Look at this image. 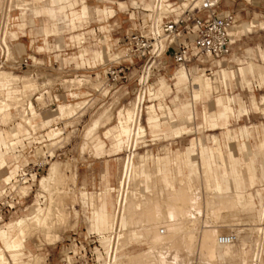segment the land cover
<instances>
[{
  "label": "rangeland",
  "instance_id": "1",
  "mask_svg": "<svg viewBox=\"0 0 264 264\" xmlns=\"http://www.w3.org/2000/svg\"><path fill=\"white\" fill-rule=\"evenodd\" d=\"M6 1L7 0H0V12L3 8V4L6 3ZM13 1L15 3L17 0ZM118 1H122L125 6L121 9L118 8ZM131 1L132 0H85V4L90 10L96 6H110L116 10L115 15L113 17L104 18L102 16L98 17L90 11L89 17L87 18V22L84 26H78L75 29L67 30L60 36L55 34L48 35L46 41L49 49L45 48V36L41 33L36 35V30L40 25L39 19L43 20V15L31 22L29 11L20 14V10L15 9L10 13L11 17L9 19L11 21L13 17L12 21L14 24L25 23V28L22 30L24 34H19L18 40H11L9 44L14 55L29 56L33 63L32 67L30 66L27 69L14 71V73L23 76L25 81L22 82L30 81L34 83L33 87L23 89V93L28 96L26 98L31 101L36 112V115L32 120V123L35 124L36 127L35 129L32 128L20 118V113H23L22 105L18 106L17 110H11L12 116L8 118L6 124H3L0 120V137L2 136L4 129L12 130L18 122L23 126V130H27L28 132L27 133L25 131L26 133H21L22 135L19 134L14 140L15 143L10 145L9 148L0 146V155L7 159V165L0 168V175L4 176L5 179L15 178L17 169H14L9 176L6 177V175H8L7 172L9 170L18 164L20 167L23 165L29 169L26 171L27 175L24 176L27 181L25 183L19 184L27 185L23 187L27 188L28 192L21 194L23 196L20 198L14 194H7V196L3 198L0 203V207L6 203H13L14 205V208L10 211V213L7 214L2 221H0V249H2L3 243L14 233L13 227L8 228L11 222L20 217L29 216L33 214L37 208L48 205L50 194L51 197L54 198L53 207L55 206L56 208L60 209L63 213V216L65 215L61 220L54 219L58 218L54 217V215L53 217L51 216L54 221L49 219L50 222L52 221V223H54V227L58 226L56 228L57 230L53 229L54 227H52V232L55 231L57 234V237L55 238L56 240H47L43 231L40 229H36V232L35 230L32 231V233L27 235V239L25 238V249L11 254L6 252L8 257L9 255H14L15 257H9L11 264H35V262L39 260L41 264H59L62 258L68 254L66 251L69 245V240H71L73 236V232L81 239L84 236L86 237L90 234V238L87 236V240L96 239L95 242L91 243V247L93 245H98L99 242H102L106 249L107 255L109 254L108 257H110L112 253L108 246L107 239L105 240L101 238V234L96 235V231L90 227L89 216L92 214V212H94L93 216H95V219H102L104 224V231L102 233L108 236L105 229L106 219L104 215V202L99 201L98 198L95 197L97 195L104 196V192L106 190L112 191V193L105 194V196L107 197L109 195V197H107L109 199L112 197L113 207L117 211L116 215L121 216L122 211L120 209L119 203H115V194H117L116 189L119 190V174H121L123 171V168L125 167L124 165L127 164L128 159L133 160V168L139 164L141 171L144 168L146 169L144 176L141 178V181L138 184L139 188L137 187L133 177L131 178L130 187L138 189V191H141L143 194H151L149 191H152V194L150 195L152 198L149 197L151 202L148 204L149 206L151 205V210L137 212L141 219L146 220L147 218V220H149L152 217L151 221L153 222L155 221V214L157 213L156 209L162 207L163 209L161 208V210L168 211V205H174L175 203V205L180 206L182 209H184L183 206H185L187 211H183L186 212V214L188 213L187 215L190 214V216H194L195 219L198 218V221L196 220L197 223L195 222L196 225L194 226L197 228H195L194 231L198 233H196L197 235L195 234L193 237L194 239L197 236V239L195 238L193 240L194 250L192 249L193 252L191 251V254L193 253L192 256H195L196 253L197 255L199 254V247L197 245L199 242L198 235L200 229L203 228V226L206 228L207 226H211L212 228L210 227V230H212L215 235H219L228 231L237 232L238 237L244 235L247 237L249 235L248 238L250 237L249 239L251 241H253L254 238L256 240L258 239V234L256 233L257 231L255 232V226H264V222L258 220V215L261 212L264 201L263 180L261 181V186L256 183L254 187L250 189L251 192H253L251 197L253 199L252 201L249 202L246 200L243 203L244 205H238L235 207V209L234 207L232 209L229 208V204H227V208H225L226 211L224 210L225 212L223 211V213L221 215L219 214V216L218 213L215 215L216 213L214 211L209 210V207H207L208 203H204L203 201V198L207 197L205 196L206 193L204 191L205 188L203 185L210 183L211 189L216 191L213 189V179L215 176H220L223 171V167L220 166L219 157L216 154V144H214H218V141L217 139L216 141L212 140L210 135L214 133L218 136L221 143L224 141L225 129L221 126L223 122L219 120V124L215 126L217 127L216 129H213L214 127H211L209 124L208 114H212L219 109L215 105L214 96L218 94L230 95L234 99L235 106L240 103L247 109V113H241L240 115L238 112H235V116L229 117V122H226V124H228L227 127L230 130H234L232 135L235 137L238 136L240 140L243 139L245 143L246 147L244 148L242 155H240V159L242 161L243 159L253 158V153L257 150V147H262L260 142H264L263 139L259 140L262 137L264 128V101L261 100V97H264V83L260 82L256 74H248L244 78L235 76L234 78H228V80H226V84L220 80H217L215 84H208L206 89L215 86L213 93L211 92L212 95L209 94L211 95L210 97L207 96L205 92H203L200 96H196L192 94V87L191 84H189L191 78L197 74L199 75V73L201 74L203 71L202 73H205L207 77H214L218 79L219 73L216 72L217 74H215L214 72L217 69V66L214 64L211 66L210 71L205 72L204 69L199 68V66L195 65V63H192L185 67L187 73L180 75L176 73V70L179 69V66L173 62L170 55L166 54L163 57L161 69L159 71L150 73L148 81L145 85L139 84L138 78L141 75L142 61L133 59L132 62H129L126 57H124L125 48L122 43L125 34L135 31L139 27L138 20L133 18V16L137 18L138 12L136 11L137 9H133L130 6ZM145 1L148 2L149 0ZM166 1V5L171 3L169 0ZM41 3H44V1ZM180 3L181 0L176 1V5ZM76 7L79 8L80 4H78ZM177 11L179 12V10ZM218 13L220 15L225 13L233 14L236 20V25L242 22L253 23L255 25L245 33H242L238 36L233 35L235 42L232 45L230 54L227 56V60L225 61L226 63L222 66L235 69L236 67L244 64L247 60L264 66V61L260 55L264 50V0H219ZM16 16L17 18H14ZM258 23L261 24L259 25ZM232 29L233 28H231V31ZM14 30H16L15 25L10 31L13 32ZM79 32H85V41L82 39L81 42L77 43L69 39L71 34ZM57 44L60 45L59 48L56 46ZM38 46L43 48L39 50ZM252 46L256 47V51L251 50ZM83 48L88 49L89 52L93 50H101L103 54H100V52H94V60H86L88 56H85V64H82L80 60L71 58V56L77 54ZM103 59L104 63L100 64ZM104 64H106V66L119 65L123 67L124 77H121L116 82L108 83V93L103 99L100 98L99 95H95L93 93L92 99L88 100L89 97L87 94L90 91L89 88H97V86H99L98 82L100 80V76L102 75L101 72L103 68L106 67L103 66ZM92 65L96 66L92 67ZM65 79L70 81V85L68 84L69 82L64 84V82H67ZM79 79H82L80 81L83 83H79L77 81ZM74 80L76 81L74 82ZM22 82L3 81L0 83V95L2 94L4 99L11 100L14 97V92L16 94L21 90ZM176 85L181 86L176 87ZM41 93L43 94L41 95ZM82 93L84 94L82 95ZM140 93L144 94V102L142 105L143 112L139 120V130H136V133L133 136L135 138L129 141V145L132 143L131 148H129V145H127L125 142L126 131L119 130L118 128L117 120L121 117V115L117 111H120L121 108L123 109L124 107L130 105V101H132ZM38 96L40 97L37 99ZM49 96H56L58 100L55 101L54 104H50L48 101ZM184 100L190 101L192 104V109L196 112V115L192 116V122H190V114L188 113L190 104ZM77 102H82L81 106H76L75 104L73 105V103L77 104ZM64 103H71V110L72 108L74 110L71 111L69 109L71 115H66L63 118H59L55 115L54 109L58 104ZM80 103H78V105H80ZM151 103L156 104V107L154 108L153 115L148 116L145 113V106ZM172 103H174V109L179 108L184 110L183 112H186L185 115L180 116L174 114L175 117L179 116L177 117V120L180 121V125L182 126L176 130L180 131L183 129H189V131L181 133L182 136L180 137H170V134L172 133L171 130L178 127L176 122L169 123L173 116H163L165 113H159L165 112L167 110V105L172 108ZM158 104H162V107L165 110L163 108V111L161 108L158 109ZM74 106L76 107L74 108ZM103 111L105 112L100 119L98 127L94 129L90 136L86 137V132L91 127L93 120L100 116ZM198 112H201V117L199 116ZM179 114H182V112ZM27 116L31 117L29 110L27 112ZM145 116L149 122H152L153 120L157 122V128L154 132L149 127V123H147ZM49 118H54L49 125L40 124L42 120ZM186 124H188L190 127L186 126ZM219 125L221 127H219ZM243 127H247V130H243V132L245 131V135L242 136L240 135V131H242ZM49 129H51L52 132ZM57 129L59 132L56 131ZM243 132H241V134ZM46 133L49 134L46 135ZM55 133L56 135H53ZM49 135L50 137H47ZM193 137H201L202 139L198 140L199 143H204L207 146L208 153L214 152L213 158H210L209 154L206 155V163L204 166L201 164V155L197 152L199 146L196 145L193 140L190 141V139ZM190 142L193 143L190 145L192 147L190 150H187L186 147ZM96 143H101L103 147L102 154H97L94 148ZM218 145L220 147V143ZM229 146L234 153L238 152V140L237 142H230ZM222 151L223 156L226 158L227 148L224 145H222ZM188 158L191 162L189 164H185V159ZM53 162L57 164L60 163V170L61 173H63V175L61 174L62 177L60 174L55 175L52 180L49 179L47 186L46 182L44 185H41V179L44 176L46 177V175H49V168L50 165L54 164ZM256 162H258L259 165L261 164L257 157ZM176 163H178L181 167L180 173L178 172L177 175L184 179L182 183L185 187L183 184L181 187V189H184L182 190V192H185L184 196L187 193L186 187L188 185L189 187L192 186L190 188L194 189H191L192 192H195L192 196L194 199H192V197L191 200L188 198V200L192 202L187 201L184 197L183 199H185V201L182 200L181 202L180 198L178 197L179 195L176 193L177 191L173 190L170 191L172 193L168 192L171 188L167 187L166 185L168 180L167 178V180L164 182V175L168 174L166 170L169 167L172 168V172H176ZM260 169L261 177L263 179L264 172L262 165H260ZM154 172L155 176H153ZM53 179L54 183H52ZM155 179H159L157 180V183L163 185L164 190L166 189L164 194L162 191H158V189L156 191V188H152L155 184ZM59 180L62 182H58ZM2 183L3 180H0V187ZM159 184H157V186ZM52 185L54 187L58 186L59 188L56 187L57 191L59 189L61 192L54 190L55 188ZM47 187H49V189ZM175 187H177V184H175ZM49 190H51V193H49ZM52 191L55 193H52ZM174 192L176 193L175 195ZM38 193L40 195H38ZM88 194H91L90 198ZM170 194H172V196ZM188 195L189 194L187 193V196ZM157 196L159 198H157ZM176 196L182 204L179 203V201H176ZM166 197H171V200L166 199ZM258 198H260V202ZM90 200H93L95 204ZM170 201L171 203L174 201L175 202L174 204H171ZM248 202L251 203V208H249V204H247ZM54 203L56 204L54 205ZM155 203L157 204L158 208L154 206ZM174 213L176 212L174 211ZM254 218L255 220L253 222ZM55 222L60 223H58L59 225L57 224L56 226ZM155 224L152 226L154 232L156 231V228L163 229V227H165L164 223ZM247 225L249 226L247 227ZM165 231H167V228H165ZM250 240L248 242L249 246H246V255L243 258L242 264H249L251 257H253L255 254V249L251 247L252 245ZM142 242L143 243H133L122 247V250L119 251V255L123 256V254H134L143 249H147V244L145 241ZM236 246L238 249L239 244ZM195 248L198 250L196 251ZM263 248L264 243L262 247L261 264H264ZM160 250L162 255L167 258L165 259L166 263H168V259H170L169 262L171 264L183 263L181 257L175 258L174 256L169 255L172 251V248ZM165 251L167 252L163 253ZM32 254L34 256L37 254L40 255H37L39 258L35 256L38 260H36L35 257V259H31ZM197 255L194 257L195 262L199 260V255ZM41 257L42 259H40ZM32 261L34 263H32ZM39 262L37 263L39 264ZM158 262L160 261L157 259L155 264ZM83 263L84 262L81 264ZM227 263L228 262L225 264Z\"/></svg>",
  "mask_w": 264,
  "mask_h": 264
},
{
  "label": "bare ground",
  "instance_id": "2",
  "mask_svg": "<svg viewBox=\"0 0 264 264\" xmlns=\"http://www.w3.org/2000/svg\"><path fill=\"white\" fill-rule=\"evenodd\" d=\"M7 1H8V7H9L8 10L9 11L4 13V15H5V19L9 20V14L12 11V10L10 11V7H11L10 4L12 3L13 0H7ZM166 2H167L166 0H157L156 4H153L151 10H156L158 8H159L160 11L170 10L169 7L171 6V4H169L168 7L163 5ZM185 4L186 3L184 1L182 2V0H181L180 5H185ZM8 31H9V29H8ZM186 71L187 70H186L185 66H179V69L176 70V73L181 75V74L187 73ZM202 72H201V74L199 73V75L197 74L196 76L191 78V80L189 81L190 82L189 84H191V87H192V94L196 95V96H200L203 93V90L206 89V86L208 84H215V82L217 81L216 78L207 77L206 74L202 73ZM65 80L67 82H64V84L69 82L68 84L70 85V81L67 80V79H65ZM80 80H82V79H79L77 81L80 83V82H82ZM3 81H7V82L20 81V82H22V81H25V80H24L22 75L15 74L14 72H9V71L6 72L4 70H0V83H2ZM75 81L76 80H74V82ZM33 86H34L33 82H30V81L22 82L21 90L18 91L16 94L14 92V94H13L14 97L12 99L10 98L11 100L4 99V96H2V94L0 95V97H2V98H0V120H1V122L3 124H6L7 121H8V118L12 116L11 110L12 109H16L17 110L18 106L22 105L23 106V113H20V118L23 119L24 122L29 124L32 128L35 129L36 125L32 123V120L35 117L36 112L34 110V107H33L32 103H31V101L26 98L28 96L23 93V89H26L28 87L31 88ZM78 86H82V85H78ZM16 90H17V88H16ZM83 94L84 93H82V95ZM39 97L40 96H38L37 99ZM130 102H131L130 105L124 107L123 109L121 108L120 111H117L121 115V117L117 120L118 128H119V130H122V131L125 130L126 131V141L125 142L127 143V145H129V141L131 139L135 138L133 136L135 135L136 130H139V120H140V118L142 116V112H143V106L142 105H143V102H144V94H142V93L138 94ZM78 103H80V102H77V104L73 103V105L75 104L76 106H81L82 102L80 103V105H78ZM71 106H72L71 103L58 104L56 106V108L54 109L55 110V115L57 117H59V118H63L66 115L67 116L71 115L70 114L71 112L69 111V109L71 110ZM76 106H74V108ZM155 107H156V104H152V103L146 105L145 106V113L148 116H152ZM157 107H158V109L161 108V110L163 108L162 104H158ZM227 109H228V113L231 116H234V109H233L231 104L228 105ZM28 110H29V112L31 114V117L27 116ZM73 110L74 109L72 108L71 111H73ZM105 111H103L101 115L99 114L100 116H98L96 119L93 120L91 127L86 132V137L90 136L92 134V132L94 131V129L98 127V125L100 123V119L104 115ZM108 112H109V110H108ZM203 117H204V115H203ZM53 119L54 118H49V119H46V120H42L40 122V124L41 125H49ZM22 127L23 126L18 122V123H16L15 127L12 130H5L4 129L3 133H2V136L0 137V146H3L4 148H9L10 145H13L15 143L14 142L15 138L19 134H21V133L23 134L25 131L27 132V130H23ZM52 129H54V128H52ZM49 130L52 132L51 129H49ZM186 130H189V129H186ZM56 131H58V129ZM60 132H61V130H60ZM48 134L46 133V135H48ZM94 134H95V132H94ZM53 135H56V133L53 134ZM47 137H50V135L47 136ZM132 141H134V140H132ZM131 144L129 145V148H131V146H132ZM254 153L259 158V160L261 162L260 165H262L263 172H264V147L263 148L262 147H260V148L257 147V150ZM149 157H148V159H149ZM150 158H152V157H150ZM152 159H150V160H152ZM158 159H156V160H158ZM53 163L54 164L51 163L52 165H50L49 175H46V177L44 176L41 179V185L42 184L44 185L45 182H46V186H47V182H49V179L52 180V178L55 175H58V174H60V176H61V174L63 175V173H61V170H60V166H61L60 163L59 164H57L55 162H53ZM5 165H7L6 158L3 157L2 155H0V168L4 167ZM156 165H157V161H156ZM124 166L125 167L123 168V171L121 172V174H119L120 176L118 175L119 176V178H118L119 179V181H118L119 182L118 183L119 184L118 185L119 186V190L116 189L117 194H115V203H117V204L119 203L120 209L122 211L121 212L122 213L121 216L120 215H118V216L116 215L117 211L113 207L112 197H111V199H109V198H107V197H109V195L107 197L105 196V194L112 193V191L106 190L104 192V196H99V195L96 196V195H94V196H96L95 198H98L99 201H103L104 202L103 204H104V208L105 209L104 208L103 209H104V215H105V219H106L105 229H106V233L108 234V236H106L103 233H101L100 237L105 239V240L107 239L108 246L111 249V253L112 254L109 252L111 255L109 257V263L108 264H155L157 259L160 261L157 264H168V263H170L169 262L170 259H168V263H166L165 259H167V258L164 255H162V253L160 252L161 251L160 249L167 250V249H171V248H172V251L170 252L169 255L170 256H174L175 258L176 257H181L182 258L181 260H183L182 261L183 263H181V264H198V263L199 264H225L226 262H228L229 264H233V263L242 264L243 258L246 255L245 254L246 253L245 249H246V246L248 245V242L250 240L249 239L250 237L248 238L249 235L247 236V234L245 232L247 237H245L244 234H243L244 236H239L238 237V233L235 232V231H228V232H225V233H221L219 235H215V233L212 230H210L211 226L210 227L207 226V228L203 226V228H201L200 231H199V235H198V238H199L198 241L199 242L197 244L198 247H199V251H198V253H199L198 255L199 256L196 253V255L199 257V260H197V258H198L197 257L196 258L197 261L195 262L194 261L195 260L194 257L196 255L192 256L193 253L191 254V251H192L193 246H194L193 245V242H194L193 240L197 236L194 239H193V237L195 236L196 233H198V232L194 231V229L196 228V227H194L196 225L195 222H196V220L198 218L195 219L194 216H192V215L190 216V214L187 215L188 213L186 214V212L183 211V210H186L185 206H183L184 209H182L180 206L175 205L176 203L174 204L175 201L174 202L172 201L173 203H171V201H170V203L174 204V205H170L169 204L168 205L169 208L167 206L168 211L161 210L162 207H159V209H156L157 213L155 214V221H153V222H155L156 224L164 223L165 227H163V229H162V228H156L157 227L156 226L155 227L156 231L154 232V229L152 228V226L155 223H153L151 221L152 217L149 220H147V218H146V220L145 219L143 220V219H141L139 217L140 215H138V213H137L138 211L143 212L145 210H151V208H150L151 205L149 206L148 204L151 202V199L149 197L152 198V196H150L152 194V191H149V192H151V194H146V193L143 194L141 191H138V189L130 187V183H131V178L132 177L135 180V182L137 184V187H138V184L141 181V178L144 176V174L146 172V169L144 168L141 171V169L139 167V164H137L133 168V160L132 159H128L127 164H125ZM16 168H17V166H14L11 170H9L7 172L8 175H6V177L9 176L11 174V172L14 169H16ZM149 172H151V171H149ZM153 176H155V172H154ZM160 179H161V176H160ZM0 180H3V182H7L9 179H5L4 176L0 175ZM60 180H61V178H60ZM60 180L58 182H62ZM157 180H159V179H155V184L153 182L154 186L152 188H156V191L158 189V191H162L163 194H164V191L166 189L164 190L163 185H160L159 183H157ZM182 181H184V179L181 178L179 175L174 176L172 178H168V180L166 182V185H167V187L171 188L170 190L168 189L169 190L168 192L172 193L170 191H173V190L177 191L176 193L179 195L178 197L180 198L181 202H182V200L185 201V199L187 201H190L191 197L193 196V193H195V192H192V190H194V189L190 188L192 186L189 187V185H188L186 187V190H187V193L190 196L188 195L189 196L188 197L187 193L184 196L185 192L184 191L182 192V190H184V189H181L182 184H183ZM195 182H196V180H195ZM52 183H54V179H53ZM156 183L159 184L158 185L159 187L157 186ZM161 184H162V182H161ZM175 184H177V187H175ZM263 184H264V178H263ZM48 185H49V183H48ZM195 185H196V183H195ZM23 186H27V185L18 186V190H19V187H20V191L21 192L20 191L19 192L22 193V194L23 193L25 194L28 191H27V188H25ZM151 186H152V184H151ZM183 186H184V184H183ZM203 186L205 188V190H204L205 193H206L205 196H207V197L203 198L204 199L203 201H204V203H206V202L208 203L207 207H209V210L214 211L216 213V214L214 213L215 215H217V213H218V216H219V214L221 215L223 213V211L225 210V208H227V204H229V208H231V209L233 207L235 209V207L239 205L237 203L235 194L233 192H231V193L223 192L219 188V186L217 187L216 191H213L211 189V186H210L209 183H206ZM43 187H45V186H43ZM56 187H58V186H55L54 190L57 191ZM47 188L49 189V187H47ZM51 190H52V188H51ZM51 190H49V193H51L50 192ZM263 190H264V185H263ZM53 191H52V193H55ZM57 192H61V191H59V189H58ZM176 193L174 192V195ZM157 194H158V192H157ZM38 195H40V194L38 193ZM88 195H89V198H90L91 194H88ZM170 195L172 196V194H170ZM194 195H196V194H194ZM183 197L185 199H183ZM157 198H159V197L157 196ZM176 198H177V196H176ZM188 198H190V200H188ZM53 199L54 198L51 197V194H50L49 203L46 202V203H48V205H46L44 207H41V208H37L35 210V212L33 214L29 215V216L20 217V218H18V219H16V220L11 222V224L9 225L8 228H12L13 227L14 228V233L9 239H7L3 243V245L1 244L2 245V249H0V263L1 264H9V260H8V256H7L6 252L11 254V253H14V252H17V251L25 249V247H26L25 246V238L27 239V235L29 233H32V231L35 230V232H36V229L42 230L44 235H45V238L47 240H49V241H52V240H54L57 237L56 232L55 231L52 232V227H54L53 226L54 223H52V221H54V220L51 218V216L53 217V215H54V217H58V218H54V219H56V220L60 219L61 220L65 215L63 216V213H62V211L60 209L56 208L55 206L53 207ZM155 199H156V197H155ZM166 199H170L171 200V197L170 198L166 197ZM192 199H194V197H192ZM93 200H90V201H92L94 203ZM37 201H38V198H37ZM162 201H163V199H162ZM164 201H166V200H164ZM176 201H179V199L177 198ZM92 202H90V203H92ZM158 202H157V204H158ZM181 202L179 201V203H181ZM190 202H192V201H190ZM197 202H198V200H197ZM55 204L56 203H54V205ZM157 204L155 203V205H154V206H156V208H158ZM225 205H226V207H225ZM164 207H165V204H164ZM174 211L176 213H174ZM190 211H192V210H190ZM211 213H213V212H211ZM64 214H65V212H64ZM93 215H94V212H92V216ZM49 219L50 220L52 219V221L50 222ZM249 220H251V219H249ZM254 220H255V218L253 219V222H254ZM258 220L264 222V201H263V206L261 208V212L258 215ZM58 223H60V222H58ZM58 223H56V226H57ZM248 226L249 225H247V227ZM253 226H255V225H253ZM57 227H54L53 229H56ZM165 228H167V231H165ZM161 229H162V231H161ZM248 229H246V230H248ZM244 231H245V229H244ZM230 232H234V234H235V239L232 242L222 243V242L219 241V237L221 235L227 234V233H230ZM255 232L258 234L257 235L258 239L256 240L254 238L253 241L250 240V243L252 245V246L251 245L250 246L253 247V249H255L254 250L255 254L253 255V257H251V260H250L249 264H261L262 247H263V243H264V241H263V238H264V226L263 227L255 226ZM142 241H145V243L148 245V246L146 245L147 249H143V250H141V251H139L137 253H134V254H127V255L123 254V256L119 255V251L122 250L121 249L122 247H125V246H127L129 244H133V243H143ZM238 244H239V248L237 249L236 245H238ZM195 250H196V248H195ZM155 251H156V253H155ZM166 252L167 251H165L163 253H166ZM37 255H35V256H37ZM35 256L32 254L31 255V259L34 258ZM38 256H40V255H38ZM38 256H37V258H39ZM108 256H109V254H108ZM37 258H36V260H38ZM40 259H42V257ZM39 261H37V262H39ZM177 261H179V260H177ZM37 262H35V264H38ZM174 262H175V260H174ZM32 263H34V262L32 261ZM39 264H41V263L39 262Z\"/></svg>",
  "mask_w": 264,
  "mask_h": 264
},
{
  "label": "built area",
  "instance_id": "3",
  "mask_svg": "<svg viewBox=\"0 0 264 264\" xmlns=\"http://www.w3.org/2000/svg\"><path fill=\"white\" fill-rule=\"evenodd\" d=\"M149 1L152 4L157 2V0ZM169 1L171 2L170 10L166 11H160L159 8L156 10L136 8L138 16L137 18L133 16V18L138 20L139 27L123 37L124 57L129 62L133 59L142 61L141 75L138 78L141 85L147 83L150 73L161 69L162 60L166 54L171 56L177 66L186 67L195 63L206 72L210 71L216 61L224 63L227 60L235 42L230 34L236 21L235 17L231 13L223 15L218 13L219 0H183L185 5H176L177 0ZM8 9V1H6L0 12V70L14 72L32 67L33 63L29 56L14 55L10 49L11 39L8 29L15 24L13 19L11 21L5 19L4 13L9 11ZM101 74L99 86L89 88L88 100L92 99L93 93L102 99L106 97L108 83L116 82L124 77V68L119 65L106 66ZM57 100L56 96H49L48 99L50 104H54ZM15 166H17L15 178L3 182L0 187V203L7 194H14L19 198L23 196L18 186L27 181L24 176L27 175L26 171L29 169L23 165L20 167L19 164ZM13 208V203H6L0 207V221ZM72 235L66 251L68 254L59 264H81L82 262L83 264H107L109 262L102 242L91 247V243L96 239L87 240L90 234L82 239L74 232ZM234 239V232L219 237L222 243H229Z\"/></svg>",
  "mask_w": 264,
  "mask_h": 264
},
{
  "label": "crops",
  "instance_id": "4",
  "mask_svg": "<svg viewBox=\"0 0 264 264\" xmlns=\"http://www.w3.org/2000/svg\"><path fill=\"white\" fill-rule=\"evenodd\" d=\"M42 1H44V3H45V0H29V1H23V0L18 1L17 0L15 3L12 2L10 4V6H11L10 11L18 9V10H20V14L25 13L26 11H29L30 16H31V18H30L31 22L36 20V18H40L41 15L44 16L43 20L39 19L40 25L38 26V28L36 30V35L41 33L45 36L44 44L46 45V47H45L46 49H49V46H48L47 41H46L48 35L55 34V35L60 36L61 34H63L67 30L75 29L78 26L79 27L84 26L87 22V18L89 17L90 11L93 12V14H95L96 16H98V17L102 16L104 18L113 17L115 15V11H116L113 7H110V6H96L92 10H90L89 7L85 4V0H46L45 4L41 3ZM78 4H80L79 8L76 7ZM117 4H118V8H120V9L125 6V4L122 1H118ZM153 4H154V2H153ZM153 4L150 1L146 2L145 0H132L130 2V6L133 9L139 8L141 6V7L148 10V9L152 8ZM163 5L169 6V4H167V5L163 4ZM10 17H11V14H9V18ZM14 18H17V16ZM12 19H13V17H12ZM258 24L260 25L261 23H258ZM15 26H16V30L11 32L10 31L11 29H9V31H8L9 37L12 41H17L19 38V34L20 35L24 34L22 30L25 28V23H17V24H15ZM254 26L255 25L253 23H248V22H242L238 25L234 24L232 27L233 28L232 31L230 30V34L232 36V39H234V36H238L242 33L247 32L248 30H250L251 27H254ZM84 34H85V32H79V33L71 34L69 36V39L71 41H75V42L79 43L82 41V39H84V41H85ZM56 46L58 48L60 47L59 44H57ZM42 48L40 46H38L39 50ZM251 50L256 51V47L252 46ZM94 52H97V53L100 52V54L102 53L101 50H93V51L89 52L88 49L83 48L77 54L71 56V58L72 59L75 58L76 60H80L82 64H85V56L86 57L88 56V58H86V60H94L95 59ZM260 55L262 57V60L264 61V50ZM100 58H102V57H100ZM102 63H104V59L100 64H102ZM225 63L226 62L222 63L221 61H216L214 63L217 66V69L214 72H215V74H216V72L219 73L217 80L222 81L224 84H226V80H228V78H234L235 76L240 77V78H244L248 74H250V75L256 74V76L258 77L260 82L264 83V66L257 64L253 61L247 60L241 66H238L235 69H232V68H229L227 66L223 67L222 65ZM95 66L96 65H92V67H95ZM181 85H179V86L176 85V87H180ZM214 89H215V86L212 88L203 90V92H205L206 95L210 97L212 95ZM208 90H212V91H208ZM13 91H10V92H13ZM190 93H191V91H190ZM209 94H211V95H209ZM261 100L264 101L263 96L261 97ZM184 101H186L190 104V106L188 108V113L190 114V120H191L190 122H192V116L196 115V112L192 109V104L190 101H188V100H184ZM184 101H182V102H184ZM214 101H215L216 107H218L219 109L217 111L213 112L212 114H208L209 115L208 116L209 117V124L211 127H214L213 129H216L217 127H215V126L217 124H219V122H220L219 120H221L223 122L221 124V126H222V128L225 129V131H224L225 135H224V141H222V143H221V141L219 140V138L216 134H214V133L210 134L212 140L217 139L218 143H220V147H219V145L217 143L213 142L214 144H216L215 149H216V154L218 155L219 160H220V166L223 167V171H222L221 175L215 176V178L213 179V181H214L213 189L217 190V187L219 186V188L223 192H226V193L233 192L235 194V197H236L239 205H244L243 203L246 200L249 202L253 200L251 198L253 195V192H251L250 189L253 188L256 183L259 184V186H261V181L263 180L261 177V169H260L259 163L256 162L257 156L255 155V153H253V158H249V159L247 158V159H243L241 161L240 155H242V152H243L244 148L246 147L245 143H244L243 139L240 140L238 136L235 137L234 135H232V132L234 130H230L227 127L228 124H226V122H229L228 119H229V117H231V115L228 113V109H227L228 105L231 104L233 106L234 116H235V112L236 113L238 112L239 115L241 113H247V109L240 103H238L235 106L234 105V99L230 95H220V94L215 95ZM182 102H180V103H182ZM174 103H172V108L167 105V110L165 112H159V113L160 114L165 113V114H163V116H170V115L173 116V118L169 121V123H175L176 122L178 124L177 125L178 127L171 130L172 133L170 134V137H180V136H182L181 133L187 132L189 130H186V129H183L180 131L176 130V129L182 127L180 125V121L177 120V117H179L180 115H185L186 112H183L184 110H181L179 108L174 109L173 108ZM177 104H179V103H177ZM180 112H182V114H179ZM201 112H198L200 117H201ZM174 114H177L179 116L175 117ZM206 116H207V112H206ZM146 120H147V123H149L148 124L149 127L154 132L155 129L157 128V122H155L154 120L152 122H149L147 117H146ZM206 123H207V118H206ZM186 126H188V124H186ZM221 126L219 125V127H221ZM188 127H190V126H188ZM174 130H176V131H174ZM243 130H247V127H243L242 131H240V135H242V136L245 135L244 134L245 131L243 132ZM241 132H243V133L241 134ZM177 135H179V136H177ZM199 139H202V138L201 137H193L190 139V141L193 140L196 143V145L199 146L197 149V152H198V154L200 153L201 164L204 166L206 163V155L209 154V157L213 158L214 152L208 153L207 146L204 143H199V141H198ZM261 139L264 140V128H263V132H262V137L259 140H261ZM237 140L239 142L238 152L234 153L231 150L229 143L233 142V141L237 142ZM260 143H261V146L264 147L263 146L264 142H260ZM192 144L193 143L190 142L189 145H187L186 149L190 150V148L192 147L190 145H192ZM222 145H224L227 148L226 158L223 156ZM94 148H95L97 154L103 153V147H102L101 143L100 144L96 143ZM6 161H7V159H6ZM190 162L191 161L189 158L185 159V164H189ZM175 165H176V167H175L176 172L175 171L172 172L171 171L172 168H170V167L167 168L166 172L168 174L164 175L165 176L164 182L168 178H172L174 176H177L178 172L180 173V170H181L180 165L178 163H176ZM105 169H106V166H105ZM208 182H209V179H208ZM258 199L260 202V198H258ZM249 202L247 204H249V208H251L252 205ZM89 220H90V227L96 231L97 235L101 234L104 231V224H103V221L101 218L95 219V216H92V214H91L89 216ZM28 252H30V251H28ZM10 256L15 258L14 255H9V257ZM9 257H8V260H9ZM9 264H11L10 260H9ZM16 264H20V263H16Z\"/></svg>",
  "mask_w": 264,
  "mask_h": 264
}]
</instances>
